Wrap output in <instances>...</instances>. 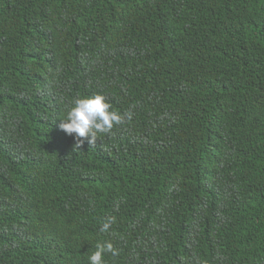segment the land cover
Instances as JSON below:
<instances>
[{
	"label": "trees",
	"instance_id": "trees-1",
	"mask_svg": "<svg viewBox=\"0 0 264 264\" xmlns=\"http://www.w3.org/2000/svg\"><path fill=\"white\" fill-rule=\"evenodd\" d=\"M94 94L132 117L74 151L59 125ZM105 242L264 264V0H0V264Z\"/></svg>",
	"mask_w": 264,
	"mask_h": 264
},
{
	"label": "clouds",
	"instance_id": "clouds-1",
	"mask_svg": "<svg viewBox=\"0 0 264 264\" xmlns=\"http://www.w3.org/2000/svg\"><path fill=\"white\" fill-rule=\"evenodd\" d=\"M74 107L68 112L67 118L61 120L60 129L71 136L75 134L74 151L83 147L87 142L94 146L98 140V134L111 133L114 125H120L125 119H131L132 113L127 112L121 115L118 111H111L112 105L107 102V97L101 94H94L89 98H77ZM115 217H109L103 224L101 231L108 232ZM105 252L112 255H119L111 242L98 243L96 251L90 257V264H104L103 255Z\"/></svg>",
	"mask_w": 264,
	"mask_h": 264
}]
</instances>
